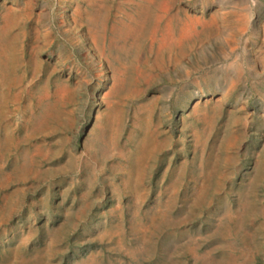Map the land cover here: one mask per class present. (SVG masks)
<instances>
[{
	"label": "rangeland",
	"instance_id": "374dc122",
	"mask_svg": "<svg viewBox=\"0 0 264 264\" xmlns=\"http://www.w3.org/2000/svg\"><path fill=\"white\" fill-rule=\"evenodd\" d=\"M0 264H264V0H0Z\"/></svg>",
	"mask_w": 264,
	"mask_h": 264
}]
</instances>
